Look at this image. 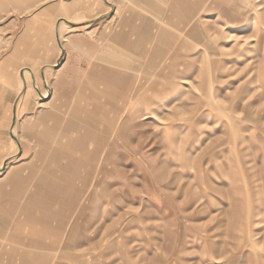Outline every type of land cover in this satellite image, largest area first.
<instances>
[{
	"label": "rangeland",
	"instance_id": "rangeland-1",
	"mask_svg": "<svg viewBox=\"0 0 264 264\" xmlns=\"http://www.w3.org/2000/svg\"><path fill=\"white\" fill-rule=\"evenodd\" d=\"M186 1L0 0V264H264V0ZM83 151L95 210L50 234L31 192Z\"/></svg>",
	"mask_w": 264,
	"mask_h": 264
},
{
	"label": "crops",
	"instance_id": "crops-1",
	"mask_svg": "<svg viewBox=\"0 0 264 264\" xmlns=\"http://www.w3.org/2000/svg\"><path fill=\"white\" fill-rule=\"evenodd\" d=\"M198 1L199 0H197L195 2V5L191 4L190 1H186V4H187L186 8H188V10L190 8L194 9L195 7H197V5L199 3ZM172 13L175 15V17H177V19L180 23L183 22L184 27L186 25H188L189 22L192 20V18H191V20L189 21L190 18L187 14H184V15L180 14V10L177 9L176 7L172 8ZM95 18H97V17H95ZM142 18L145 19V17H143V16H142ZM132 19H134V18L124 17L123 21L121 22V25H119L120 27L114 29L116 31V33H111L113 38H117V39L119 38L120 40H122L124 42L125 45H127V44L125 43L124 38H126L127 35L130 34V38H131L130 42L131 43L129 45H132V41H131L132 38L138 36L141 32L140 25H137L136 24L137 22L134 23L132 21ZM145 23H146V19H145ZM145 27H147V25H145ZM131 29H134L133 33L131 32ZM106 31H108L107 28H106ZM194 31H196V30H193L192 32H194ZM143 35L145 36V32ZM150 36H152V38H151V40L148 41L150 43V45H148L147 47H149V48L148 49L145 48V52H144L145 56H146V54L148 55L149 61L151 60V58H153V56L156 57L160 52V48L157 47V45L151 44L153 39L165 36V33L160 28L156 27L155 31L152 28V32H151ZM109 68L111 69V66ZM112 72L113 71L109 72V76L113 77L115 79L113 81H110V85H115V86L110 87L109 88L110 91L112 90V88L115 89L116 85H117V78L115 77L117 71H114L113 73ZM84 78L85 79L83 81L82 88L84 86H89L88 85V84H90L89 80L92 79L91 75H88L87 77H84ZM82 88L80 90V93L82 91ZM114 94L115 95L117 94L116 89L114 90ZM108 104H109V107L104 109L103 114L105 117H109L110 123H111L110 127H111L112 124L117 123V121H116L117 108H114V105H115L114 103H108ZM82 109L84 110V112H86V109L84 107ZM60 110H61L60 113L56 116H63V115H66L67 113H69L65 109L61 108ZM70 112H71V110H70ZM71 113L74 114V112H71ZM77 114L78 113H75V115H77ZM47 115H51V114L48 112H44L42 116H47ZM105 132L108 133L109 130L105 129ZM96 148H99L98 144L97 145L95 144L94 149H96ZM84 154H85V152L83 151L81 158H77V160H71L68 163L72 164V165H76V164L79 165V162H83V160L85 159ZM79 159H81V160H79ZM37 160H39L41 163L48 164L49 161L55 160V162H57L58 158H56V159L52 158V160H51L50 158L45 157L42 159L37 158ZM59 163H61V162H59ZM76 176H78V177H76V178L72 177L73 179H70V177H65L66 179H64L65 180L64 183L54 182L53 178H51V179L50 178L49 179L48 178L47 179L46 178L39 179L37 181L35 190L31 192V204H32L33 208L35 207L37 210H41V212L48 213L47 215L49 216V218H47L48 216H46L45 227H47V229H48V224H49L50 234H53V231L55 229H59V227L64 229V230H66V229H77L78 230V229L85 228L84 223H83V221L87 220V219H85V211L90 212V210H92V211L95 210V208H91L90 210H88L87 205H85V204L82 205L80 198L82 196H85V191H86L85 187H86V180L87 179H86V177H84V175L82 177H80L79 174ZM44 177H47V175ZM59 191H61V193H59ZM14 193L15 192H12V190L11 191L4 190V191H2V194H0V196L10 197V196H13ZM93 195H96V194H93ZM14 196H16V194ZM62 197L67 198V200L65 202H63L66 205L64 208L58 209V211L63 213V214L67 213L68 215L62 216V218L58 217L57 225L52 226V224H54V221H55L54 220V217H55L54 216V206H55L54 200H55V198H62ZM70 213H72V216ZM31 214H32V212H31ZM31 216H30V219L33 218V220H34L35 217L34 216L31 217ZM94 219H92L91 221H94ZM37 220H38V217H37ZM60 220L62 221V225L61 224L59 225ZM67 220H68V226L66 228L63 226V224ZM78 236H79V233L76 234L75 236H73L74 240L77 239ZM81 238H84V240L87 239L85 236H81L78 238V241H81L82 240ZM74 240L72 243H75ZM74 258L78 259L79 257H77V258H76V256L72 257V259H74Z\"/></svg>",
	"mask_w": 264,
	"mask_h": 264
},
{
	"label": "bare ground",
	"instance_id": "bare-ground-1",
	"mask_svg": "<svg viewBox=\"0 0 264 264\" xmlns=\"http://www.w3.org/2000/svg\"><path fill=\"white\" fill-rule=\"evenodd\" d=\"M185 21V20H184ZM187 26V25H186ZM184 27V26H183ZM94 154H95V149H94ZM79 160H81V159H79ZM88 160L86 159H84L83 160V162H79V166L82 168V166H83V168L80 170L81 172H83V175H84V177H87V175H89L90 174V172H91V170H89V169H86L85 167H84V163L85 162H87ZM87 166V165H86ZM92 187V186H91ZM36 205V204H35ZM40 207V206H39ZM59 214H61V213H59ZM60 234H58L57 235V237H56V244H57V247H59L60 249H63V246H64V242H63V240H62V237H63V231H61V232H59ZM38 240V239H37ZM48 244V243H47ZM47 247V246H46ZM56 247V246H55ZM50 248H52V247H50ZM55 249V248H54ZM47 250V249H46ZM55 252V251H54ZM66 256V255H65ZM48 258H45V260H47ZM53 260V259H52ZM64 260V259H63ZM52 263V262H51ZM24 264H28V263H24Z\"/></svg>",
	"mask_w": 264,
	"mask_h": 264
}]
</instances>
